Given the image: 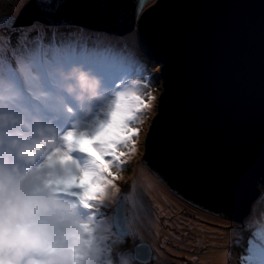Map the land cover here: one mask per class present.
<instances>
[{
    "label": "water",
    "instance_id": "95a60500",
    "mask_svg": "<svg viewBox=\"0 0 264 264\" xmlns=\"http://www.w3.org/2000/svg\"><path fill=\"white\" fill-rule=\"evenodd\" d=\"M9 17L135 32L162 91L143 164L188 205L243 224L264 184V0H28Z\"/></svg>",
    "mask_w": 264,
    "mask_h": 264
},
{
    "label": "snow or ice",
    "instance_id": "6c2138e0",
    "mask_svg": "<svg viewBox=\"0 0 264 264\" xmlns=\"http://www.w3.org/2000/svg\"><path fill=\"white\" fill-rule=\"evenodd\" d=\"M14 23L15 18L9 17L0 21V27L12 28ZM25 39L26 34L21 37V43ZM37 43L35 48L13 49L11 59L5 55L4 45L0 43V112L20 116L24 121L22 126L0 130V136L8 139H29L34 118L45 122L57 121L61 108L73 113L61 98L57 69L66 70L80 65L91 72L100 70L94 57L78 55L72 46L45 48L39 40ZM105 51L114 82L110 88L113 92L111 103L97 112L91 122L74 121L59 137L62 147L49 153L45 164L41 165L52 169L48 173L47 185L58 195L71 197L73 206L81 210V218L96 225L108 193L117 187L115 181L120 178L112 169H122L125 158L135 154L140 129L133 125L142 122L141 115L151 108V101L155 100L150 94L146 99L141 92L142 87H148L147 83L142 85L139 79L128 83L126 78L135 71L130 62L111 48ZM122 148L127 152L121 151ZM5 155L3 146H0V163ZM7 155L11 160V154ZM113 222L116 235L122 239L129 235L122 202L115 209ZM80 227L94 237L89 224H81ZM246 227H254L255 230L248 239L247 255L241 258L242 264H264V219ZM131 235H136L134 229ZM126 255L133 261L140 259L139 252ZM75 258L80 259L79 253ZM141 264H146V260Z\"/></svg>",
    "mask_w": 264,
    "mask_h": 264
},
{
    "label": "rangeland",
    "instance_id": "374dc122",
    "mask_svg": "<svg viewBox=\"0 0 264 264\" xmlns=\"http://www.w3.org/2000/svg\"><path fill=\"white\" fill-rule=\"evenodd\" d=\"M4 1V2H3ZM28 0H18L16 9L13 10L10 6L11 0H0V17L5 15L17 16L20 9ZM149 3L145 6L147 7ZM5 6V7H4ZM35 25V28L32 26ZM60 29V30H59ZM82 31L88 34V38L94 40L93 42H73L74 48L80 47L84 54L88 51L91 54L92 48H87V44L97 43L101 45L103 42L99 38L102 36L104 39L108 38L112 42H124V46L121 48L124 51L126 60L130 62L135 71H133L126 79L129 84L133 80L139 79L141 84H148V87L141 88L142 94L147 99L150 94L155 97V100L151 101V108L145 110L141 115L140 120L142 122L136 123L133 126L140 129L138 137H136L137 150L134 155L126 157V163L122 169H112L114 173L118 172L119 179L115 181L119 191L115 195H111L105 201V207L100 209L102 215L98 216L97 226L100 230V235L103 237V247L105 249L104 259L110 260L111 264H141L140 261H133L127 253L134 252V247L140 243H146L152 250V257L146 261V264H158L160 256H164L167 264H206V261H202V257H205L208 251H212V240H208L207 233L209 232L210 237H214L213 246L222 252L228 253L227 264H242L241 258L246 256V249L240 248L245 247V242L251 236L252 231L255 228H247L246 225L255 224V222L264 219V184H259L261 188L260 195L254 201L251 207L249 216L243 221V224H237L228 219L218 217L216 215L203 212L198 210L175 195H173L151 172L146 168L142 162V156L144 155V142L149 131L151 122L157 114V108L159 104V98L162 93L161 91V80L159 77L160 69L150 63L144 53L140 50V46L137 40L135 32L129 33L124 36L111 35L106 32L93 31L78 26H69V29H61V27L47 26L42 23H34L24 28H13L7 29L5 27L0 28V43H3L5 49V55L11 59V51L13 49L35 48L38 46V40L41 44L45 38H56L57 44L51 45L57 47L61 44H68L70 40L71 31ZM26 34V39L21 43V37ZM107 41V39H106ZM126 42V43H125ZM96 44V45H97ZM128 44V46L126 45ZM113 45V44H112ZM49 47V45H45ZM87 48V49H86ZM101 50H106L109 47H99ZM120 50V51H121ZM119 53L118 51H115ZM119 56L121 57L120 53ZM106 57V58H105ZM100 58L97 63L101 68L100 73L106 74L107 56ZM98 59V58H97ZM110 72V67L108 69ZM110 87L113 86V80L111 75ZM69 100H66V103ZM72 109H76V106L71 102L68 104ZM78 110L73 111L70 115L69 120L66 119L58 125L61 128L63 125L66 126L65 130L70 128L74 121H78ZM77 117V118H76ZM121 151L127 152V149L122 148ZM143 182V186L137 190L140 195L141 201L144 203L150 202L152 205H156L159 209L158 218L156 222L161 224V230L157 236L153 237L152 227H142L139 221L136 222L133 211L129 205V195L134 190L135 186H138ZM164 190V195L170 203L172 201L179 206V209L172 208L171 210H164L160 208L159 203V192ZM168 193V194H167ZM171 197V200L169 196ZM120 199L124 200L126 207L127 226L129 235L123 239L116 235L113 228L112 218L114 216V207ZM148 200V201H147ZM258 212L260 219L256 217L257 221L254 220L255 213ZM106 221V222H105ZM185 221L193 222V225H187ZM202 227V228H201ZM135 230L136 235L132 236L131 231ZM212 264V263H211Z\"/></svg>",
    "mask_w": 264,
    "mask_h": 264
},
{
    "label": "clouds",
    "instance_id": "9594fccd",
    "mask_svg": "<svg viewBox=\"0 0 264 264\" xmlns=\"http://www.w3.org/2000/svg\"><path fill=\"white\" fill-rule=\"evenodd\" d=\"M56 76L61 98L76 106L73 111L78 110V121L91 122L112 101V90L80 65L59 68ZM23 122L20 116L0 112V130L22 126ZM62 133L55 121L34 118L29 139L0 136V146L6 153L0 163L2 264H111L104 259L99 227L81 218V210L73 206L71 197L58 195L46 183L52 169L41 165L49 153L62 147ZM7 154H11V160ZM117 191L113 187L107 199ZM81 224H89L94 237L86 234ZM77 253L79 260L75 258Z\"/></svg>",
    "mask_w": 264,
    "mask_h": 264
},
{
    "label": "bare ground",
    "instance_id": "6f19581e",
    "mask_svg": "<svg viewBox=\"0 0 264 264\" xmlns=\"http://www.w3.org/2000/svg\"><path fill=\"white\" fill-rule=\"evenodd\" d=\"M17 3H18V0H11V4L9 7H11L13 10H15ZM7 29H12V28H7ZM70 35H72V36H71L70 40L68 41V46H73L74 45L73 42H82V41L93 42L94 41V40L89 39L87 34L83 33L82 31L81 32L76 31L75 34H70ZM99 38L101 40H103V42L97 40V42H100L101 45H99L97 43H96L97 45L95 43L87 44L86 47L92 48V51H91V54H89L88 51H85L84 54L89 55L91 57H94L95 62L97 63V61H96L97 58L100 60L101 56L102 57L107 56L106 51L101 50L102 48H99V47H109V46L111 47V46H113L112 49L114 51H118L120 53L121 57L126 60L127 57L125 56L124 51L121 50V48L124 46L123 41L114 43L108 38H106L107 41L102 36H99ZM126 45L128 46V44H126ZM72 48H74V47H72ZM74 50H75V48H74ZM105 61L107 62V59H105ZM104 68L106 69V76L110 77V72L108 71L109 65L107 64V66H105ZM56 122L59 123L58 120ZM64 126L65 125H63L62 127H64ZM142 186H143V182H141L138 186L134 187V190L128 196L129 197L128 198L129 199V205L133 211L135 221L136 222L139 221L140 222L139 224L142 225V227L151 226L152 227V235L151 236L155 237L158 235V233L162 229L161 224L159 222L155 221V219L158 218L159 209L156 205H153V204L151 205L148 200H147L148 202L145 203L146 206H144V203L141 201L140 195L137 193V190ZM165 194H166V192L163 189L159 192V203H160V208L162 209V212L164 210H169V209L171 210L172 208L179 209V206L177 204H173V203H175L174 201H172V204H171L170 201L164 197ZM169 198L171 200L170 196H169ZM256 217L260 219V215L258 212H256L255 216H254V220L257 221ZM185 223L187 225H193V222H190V221H185ZM207 234L208 235L206 238L208 240H212L214 243V240H215L214 237H210L209 232ZM213 243H212L213 250L212 251L210 250L206 254H204L206 256L201 258L202 261H206V264H211V263L212 264H227L228 253L222 252L223 250L220 251L219 249L215 248L213 246ZM152 257H154V256H152ZM158 264H167L164 256L159 257Z\"/></svg>",
    "mask_w": 264,
    "mask_h": 264
},
{
    "label": "trees",
    "instance_id": "16d2710c",
    "mask_svg": "<svg viewBox=\"0 0 264 264\" xmlns=\"http://www.w3.org/2000/svg\"><path fill=\"white\" fill-rule=\"evenodd\" d=\"M6 28V27H5ZM65 28H67V29H69V26H63V27H61V29H65ZM60 30V29H59ZM72 33L71 34H75V30L74 31H71ZM88 35V34H87ZM41 44L44 46V47H46L45 45H49L50 46V44L51 45H56L57 44V41H56V38H54V39H51V38H45L42 42H41ZM64 46H68V44H61V46H59L58 45V47H64ZM52 47V46H51ZM72 47H74V45L72 46ZM74 49V48H73ZM75 52H76V54H78V55H80V54H82V50L80 49V47L78 46V47H75ZM146 59H147V57H146ZM96 60H98V59H96ZM148 60V59H147ZM150 63H151V61L150 60H148ZM154 64V63H153ZM67 100V99H66ZM66 100H65V102H66ZM69 101H71V100H69ZM72 102V101H71ZM67 104H68V101H67ZM70 115H71V113H67V112H65L62 108H61V115L60 116H62L63 118H69L70 117ZM56 122V121H55ZM63 121H59V124L60 123H62ZM56 124L57 125H59L57 122H56ZM67 130V129H66ZM61 131H65V127H62L61 128ZM259 190L261 191V188H259ZM245 244V247L244 248H240V249H242V250H244V249H246L247 248V246H248V243H247V241L244 243Z\"/></svg>",
    "mask_w": 264,
    "mask_h": 264
}]
</instances>
